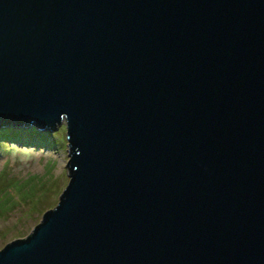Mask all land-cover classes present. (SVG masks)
<instances>
[{
	"label": "water",
	"instance_id": "95a60500",
	"mask_svg": "<svg viewBox=\"0 0 264 264\" xmlns=\"http://www.w3.org/2000/svg\"><path fill=\"white\" fill-rule=\"evenodd\" d=\"M32 124L68 183L0 264H264V0H0V128Z\"/></svg>",
	"mask_w": 264,
	"mask_h": 264
},
{
	"label": "rangeland",
	"instance_id": "374dc122",
	"mask_svg": "<svg viewBox=\"0 0 264 264\" xmlns=\"http://www.w3.org/2000/svg\"><path fill=\"white\" fill-rule=\"evenodd\" d=\"M5 129L11 130L0 135V250L26 238L68 183L64 124L53 132L34 124Z\"/></svg>",
	"mask_w": 264,
	"mask_h": 264
},
{
	"label": "trees",
	"instance_id": "16d2710c",
	"mask_svg": "<svg viewBox=\"0 0 264 264\" xmlns=\"http://www.w3.org/2000/svg\"><path fill=\"white\" fill-rule=\"evenodd\" d=\"M11 129H5L4 131H0V135H4L7 134L8 132H10ZM7 139V138H5Z\"/></svg>",
	"mask_w": 264,
	"mask_h": 264
}]
</instances>
